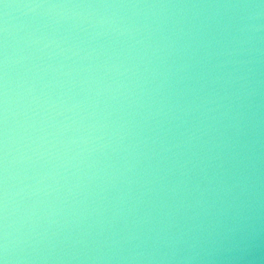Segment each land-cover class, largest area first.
I'll list each match as a JSON object with an SVG mask.
<instances>
[{"label": "water", "instance_id": "1", "mask_svg": "<svg viewBox=\"0 0 264 264\" xmlns=\"http://www.w3.org/2000/svg\"><path fill=\"white\" fill-rule=\"evenodd\" d=\"M0 264H264V0H0Z\"/></svg>", "mask_w": 264, "mask_h": 264}]
</instances>
